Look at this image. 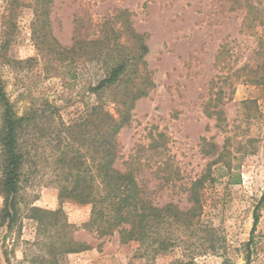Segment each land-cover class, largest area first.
<instances>
[{"label":"rangeland","instance_id":"374dc122","mask_svg":"<svg viewBox=\"0 0 264 264\" xmlns=\"http://www.w3.org/2000/svg\"><path fill=\"white\" fill-rule=\"evenodd\" d=\"M42 1L0 0V73L28 123L20 139L24 214L12 231L0 227V264H40L28 206L61 209L77 228L75 240L89 246L60 264H173L188 247L195 264H264V0H50L41 17L49 47L36 21ZM132 30L148 47L151 84L118 135V166L140 168L154 203L182 210L192 205L191 186L209 175L196 231L181 235L188 246L153 259L137 256L138 245H121L118 235L101 244L85 230L91 206L61 201L55 170L62 125L79 122L101 100L116 113L114 98L147 87L132 74L134 82L100 98L93 91L113 56L139 54Z\"/></svg>","mask_w":264,"mask_h":264},{"label":"trees","instance_id":"16d2710c","mask_svg":"<svg viewBox=\"0 0 264 264\" xmlns=\"http://www.w3.org/2000/svg\"><path fill=\"white\" fill-rule=\"evenodd\" d=\"M49 2L50 0L41 2L43 11L36 19L42 25L44 40L41 44L48 47L53 45L45 41L50 34L46 31L47 21L41 17L47 15ZM132 33L140 39L139 54L125 53L117 59L113 56L115 59L107 64L106 77L99 81L93 91L100 98L111 89L134 82L132 74H139L141 84L147 87L139 88L137 92L130 89L124 91L120 99L114 98L116 113H112L101 100L88 109L80 123L62 125L57 135L60 151L55 160V170L59 199L91 206V217L85 225V230L97 233L98 237L103 239L101 244H105V239L118 235L121 245H138L137 256L153 259L173 252L181 246H188L189 238L185 240L181 235L196 231L198 219L203 211L200 189L209 175H204L191 186L189 202L192 205L182 210L174 203L163 206L155 204L151 197L152 191H149L148 186L139 178L140 168L132 163H128L125 169L118 166L117 161L121 154L118 135L123 127L129 124L130 112L135 102L147 96L151 84L148 64L144 59L148 47L142 40L143 36L134 30ZM100 41V38L91 40L88 45H99ZM121 49L123 46L116 48L118 51ZM138 71H141L142 75ZM0 108V196L4 198V207L0 211V227L6 226L12 231L21 223L24 214L20 192L27 152L22 150L20 139L28 123L27 117L19 116L14 110L1 73ZM263 204L264 195L258 209ZM257 212L252 234L259 222ZM25 213V218L37 224V238L33 245L42 252L37 257L40 264H60V257L89 249L86 244L75 240L73 233L77 228L68 223L61 209L49 211L28 206ZM187 250L189 255H193L194 252L189 247ZM189 255L183 254V258L177 259L173 264H195L193 258L189 259Z\"/></svg>","mask_w":264,"mask_h":264}]
</instances>
